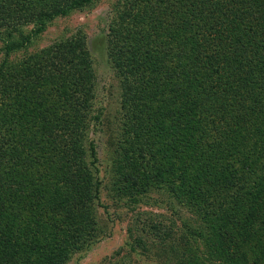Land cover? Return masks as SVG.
Masks as SVG:
<instances>
[{
  "label": "trees",
  "instance_id": "trees-1",
  "mask_svg": "<svg viewBox=\"0 0 264 264\" xmlns=\"http://www.w3.org/2000/svg\"><path fill=\"white\" fill-rule=\"evenodd\" d=\"M99 1L0 0V264H68L100 239L87 32L27 56L56 20ZM165 2L119 0L108 22L124 123L107 189L132 208L164 191L186 213L179 238L173 225L144 230L154 246H171L156 247L154 264H264V0H187L182 25ZM232 23L246 28L241 36L228 34ZM31 109L44 114L33 132L4 127L28 123ZM136 233L127 244L148 256L154 246Z\"/></svg>",
  "mask_w": 264,
  "mask_h": 264
},
{
  "label": "rangeland",
  "instance_id": "rangeland-1",
  "mask_svg": "<svg viewBox=\"0 0 264 264\" xmlns=\"http://www.w3.org/2000/svg\"><path fill=\"white\" fill-rule=\"evenodd\" d=\"M119 0H101L95 7H91L82 12H77L70 17L61 18L56 20L52 26L44 33L41 38L34 40L32 46H30L29 53H35V51L41 48L49 46L55 40L59 39L63 35H72L75 30L82 27L86 30L88 39L90 40V48L92 55L88 61L90 68L93 71V87H94V102L93 110L89 116L92 120L88 123V136L92 141H95V147L98 157L97 169L94 168L92 173L100 176L103 180V192L100 205L97 204V224L101 230L100 239L97 243L93 244L90 249L84 244L79 250H77L72 260L68 264H154L158 259L157 249L163 251L162 255H165L166 250L162 248H168L169 244L154 246L155 236L147 235L146 231L153 223H163L165 225H173L176 237L179 238L186 231L184 222L189 221L186 217V213L180 211L179 206H175L170 200L167 193L164 191L153 193L159 202H151L149 205H138L136 208L128 206L126 199L123 202L118 203L112 197V194L108 191L107 186H110L109 177L113 176V150L117 145H114L120 138L123 123L120 117L119 109L122 105V92L120 90L119 81L115 75V64L113 59L109 58L107 53V42L109 40L110 25H108L109 19L112 18L116 12V4ZM144 0H138L139 7H143ZM187 0H166L164 4L174 5V9H171L175 15L176 23L180 20L181 25L186 21L189 15L188 7L186 5ZM220 24V23H219ZM230 24V21L229 23ZM212 25V23H210ZM204 27L206 32L211 33L217 31L215 27ZM246 28H240L239 25L232 23V32L228 33L235 36H241ZM2 34L0 35V61L3 56L2 53ZM117 48L112 45V50ZM21 58L22 54L17 55ZM12 92H8L5 99L8 106L1 107L4 111L13 109L10 101ZM3 95L0 97V102ZM3 101V100H2ZM47 106L40 108L46 114ZM39 108V107H38ZM40 109L34 110V113H29L28 123L23 122L21 125L5 124V128L11 130H19L20 126H29L31 130L32 125L36 123V127L42 126V112ZM37 115V117H36ZM35 117V118H34ZM89 117V118H90ZM83 121L79 126L84 127L87 125ZM33 132V130H31ZM28 132V128H27ZM114 142V143H112ZM90 145L86 144V148L89 149ZM114 153V152H113ZM89 154L91 151L89 149ZM4 168V166H3ZM6 168L7 175H13V167ZM93 169V167H92ZM105 206V207H104ZM175 209L178 213H175ZM151 219L153 221H151ZM19 222H16L11 228V239L15 235V239L12 242L16 243L17 232L20 228ZM134 228L138 235H145L146 239L153 247V252L148 256H141V251H134V247L127 244L128 230ZM146 230V231H144ZM149 234V233H148ZM97 241V240H96ZM174 245L178 240L173 239ZM158 242V241H157ZM171 242V241H170ZM173 245V246H174ZM172 255V254H170Z\"/></svg>",
  "mask_w": 264,
  "mask_h": 264
}]
</instances>
